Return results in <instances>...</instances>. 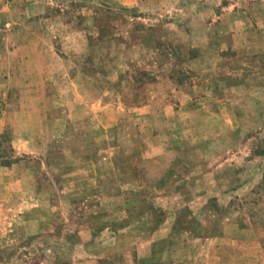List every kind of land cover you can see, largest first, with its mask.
<instances>
[{
  "label": "rangeland",
  "instance_id": "374dc122",
  "mask_svg": "<svg viewBox=\"0 0 264 264\" xmlns=\"http://www.w3.org/2000/svg\"><path fill=\"white\" fill-rule=\"evenodd\" d=\"M0 264H264V0H0Z\"/></svg>",
  "mask_w": 264,
  "mask_h": 264
},
{
  "label": "crops",
  "instance_id": "0c3cea01",
  "mask_svg": "<svg viewBox=\"0 0 264 264\" xmlns=\"http://www.w3.org/2000/svg\"><path fill=\"white\" fill-rule=\"evenodd\" d=\"M23 150V149H22Z\"/></svg>",
  "mask_w": 264,
  "mask_h": 264
}]
</instances>
